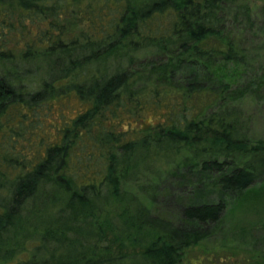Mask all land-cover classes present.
Segmentation results:
<instances>
[{
    "label": "trees",
    "instance_id": "16d2710c",
    "mask_svg": "<svg viewBox=\"0 0 264 264\" xmlns=\"http://www.w3.org/2000/svg\"><path fill=\"white\" fill-rule=\"evenodd\" d=\"M256 46L264 4L253 13L246 0H0V117L44 105L70 118L39 161L0 164V261L38 213L39 243L80 237L51 263H188L223 198L263 181L264 139L251 141L239 108L264 89V72L246 80ZM177 161L192 195L172 218L153 206ZM205 184L219 200H202Z\"/></svg>",
    "mask_w": 264,
    "mask_h": 264
},
{
    "label": "rangeland",
    "instance_id": "374dc122",
    "mask_svg": "<svg viewBox=\"0 0 264 264\" xmlns=\"http://www.w3.org/2000/svg\"><path fill=\"white\" fill-rule=\"evenodd\" d=\"M246 3L253 8L254 13L264 4V0H246ZM77 29L79 28H76V31ZM257 47L252 49L258 51L257 63L251 72L252 75L246 79L251 83L254 79H259L264 72V48ZM150 55H153V49H146L142 53V56L149 57ZM259 84L260 81L257 85L254 83V86H259ZM250 85L253 86V84ZM72 107L75 109L76 104L73 103ZM45 108L47 107L43 105L29 117L21 118L20 114L14 110L15 108L10 107L6 115L0 117V164L2 162L5 164L7 161H39L45 152L44 146L50 141L57 140L55 130L70 119L67 117L69 114L65 111L58 113L55 107V110L49 112ZM239 108L250 119L251 141L264 139V89L258 93L247 94L239 102ZM123 127L126 128V125ZM35 155H40V158ZM177 163L180 164L177 161L171 166L172 173L176 167H179ZM148 164H151L150 161ZM179 168L180 172L177 175L174 174L173 177L169 175L168 181L162 183L158 202L155 203L156 206H153L156 214L177 218L181 209L179 204L181 198L188 199L187 194L192 195L190 188L181 189V183L186 180L182 178L183 168L181 166ZM145 180L140 179L139 184ZM133 186L128 184L126 190L135 192L136 189ZM200 190L203 192L202 200L212 202L219 200L214 187L205 184V187H200ZM138 196L144 202V198L139 194ZM223 199L226 202V209L221 220L208 238L186 252V258L190 263L184 260L183 264H264V177L262 182L254 184L241 193L226 195ZM146 205L148 206L147 201ZM39 217L38 213L32 214L29 224L22 223L15 227V242L25 245L20 248L14 247L18 252H10L6 258L1 259L0 264L3 262L13 264L15 259L24 261L25 264H43L44 258L49 259L48 264H57L56 262L51 263V260L59 262L76 255L79 247L77 242L80 241L78 235L72 237L73 242L71 243H66L61 239L58 242H38L40 241L37 232L40 230L37 220ZM70 244H74L75 248H66ZM36 246H40L38 249L40 252L35 254V259L32 261L31 254L34 252L32 248Z\"/></svg>",
    "mask_w": 264,
    "mask_h": 264
}]
</instances>
